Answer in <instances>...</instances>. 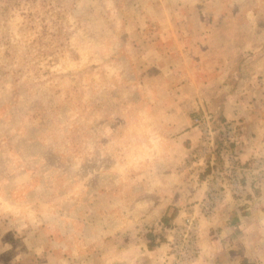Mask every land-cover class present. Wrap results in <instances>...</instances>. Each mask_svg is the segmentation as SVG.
<instances>
[{"label": "rangeland", "instance_id": "obj_1", "mask_svg": "<svg viewBox=\"0 0 264 264\" xmlns=\"http://www.w3.org/2000/svg\"><path fill=\"white\" fill-rule=\"evenodd\" d=\"M245 260L264 0H0V264Z\"/></svg>", "mask_w": 264, "mask_h": 264}, {"label": "crops", "instance_id": "obj_2", "mask_svg": "<svg viewBox=\"0 0 264 264\" xmlns=\"http://www.w3.org/2000/svg\"><path fill=\"white\" fill-rule=\"evenodd\" d=\"M209 93V92H208ZM190 102H179V106L180 105H182V104H185V103H188V104H185V106H183V108H181V109H183V112L185 113V118L187 117L188 118V116H189V112L193 109H195L196 107H198L199 109L201 108V106H203V108L205 107H207V105H204V104H202V102H201V104H196L195 102H193L192 100H189ZM226 105H228V104H226ZM192 110V111H193ZM175 122H177V123H179V124H188L189 123V119H187L186 120V122H184V121H175ZM190 126H188V125H185V129H183V130H181V133L183 132V133H186L187 135H194V131H193V129L191 128ZM182 133V134H183ZM180 135V137H178L179 138V142L180 143H184L186 140H185V136L183 137V135ZM185 134V135H186ZM182 143V144H183ZM187 150V148H185V151ZM186 153V152H185ZM200 192H197V194H199Z\"/></svg>", "mask_w": 264, "mask_h": 264}, {"label": "trees", "instance_id": "obj_3", "mask_svg": "<svg viewBox=\"0 0 264 264\" xmlns=\"http://www.w3.org/2000/svg\"><path fill=\"white\" fill-rule=\"evenodd\" d=\"M153 245H154V243H151V244H149L150 248H152V247H153ZM244 264H248V261H247V260H245Z\"/></svg>", "mask_w": 264, "mask_h": 264}, {"label": "built area", "instance_id": "obj_4", "mask_svg": "<svg viewBox=\"0 0 264 264\" xmlns=\"http://www.w3.org/2000/svg\"><path fill=\"white\" fill-rule=\"evenodd\" d=\"M196 122H197V123H201V121H200L198 118H196Z\"/></svg>", "mask_w": 264, "mask_h": 264}]
</instances>
